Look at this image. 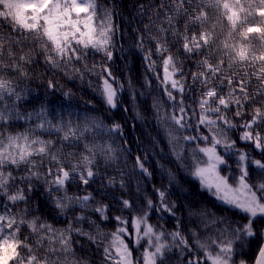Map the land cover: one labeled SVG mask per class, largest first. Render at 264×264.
<instances>
[{"label":"snow or ice","instance_id":"1","mask_svg":"<svg viewBox=\"0 0 264 264\" xmlns=\"http://www.w3.org/2000/svg\"><path fill=\"white\" fill-rule=\"evenodd\" d=\"M138 7L143 11L145 5ZM148 7L156 9L153 14L157 20L163 13V22L157 24L150 19L149 24L144 25L143 35L137 29L136 46L169 102L167 109L160 100L152 104L156 126L176 167L241 219L215 217L208 220V215L214 214L206 210L201 213L205 227L217 223L224 227L214 228L215 234L204 239L193 231L194 242L189 243L178 227L166 233L149 223V214L157 206L160 211L175 215L174 202L170 205L166 191L155 186L158 201L154 204L153 200H146L142 214L132 219L134 233L128 232L129 221L119 215L111 217L117 222L116 231L104 233L93 221L96 228L93 233L71 222L64 228H55L39 215L29 219L27 207L13 212L12 207L19 203L28 204V194L33 191L35 180L42 182L44 199L49 200L61 215L79 206L81 214L74 217L77 224L87 219L83 212L89 209L99 214L102 221L109 220L108 204L100 203L86 190L84 195L70 194L68 185L73 180L83 186L95 182L98 172L94 168L99 167L97 155L105 162L115 163L120 158L117 153L123 155L127 146L124 125L119 122L107 125L99 117L86 116L81 122L61 118L54 123L48 119L45 104L32 113L21 112L19 102L25 98L27 90L7 74L14 73L24 80L29 78L26 66L34 62L36 53L32 50L24 52L25 47L29 44L37 46L45 63L50 68L64 71L65 75L69 74L65 70L81 79L85 73L96 75L100 83L93 90L109 112L117 109L127 112L128 108L120 100L124 84L107 64L114 60L115 38L119 35L113 9L100 5L98 0H0V264H88L86 260L76 258L74 234L98 248L102 246L101 241L110 236L107 245L103 246L105 264H140L133 260L125 235L134 236L137 245L141 240L146 242L143 264H163L166 252L172 247L180 248L182 254L189 253L186 264H246L245 260L239 259V254L246 243L257 239L260 243L254 264H264V227L261 226L264 225V131H261L264 129V99L257 102L259 106L252 107L250 119L239 125L243 129L240 141L250 144L261 159L236 146L228 133L236 129L237 124L227 115L229 110H234L235 117H243L245 104L251 106L257 96L264 97V0H162L161 4ZM181 16L185 18L183 31L175 23ZM222 25H227V32L223 31ZM5 27L11 31L5 33ZM190 27L199 28V31L189 35ZM169 36L174 42L180 41L179 47L189 57L193 53L200 56L195 61L198 70L191 73L192 83L204 89L196 101V108L185 103L187 77L183 61L169 48ZM146 41L153 42L155 48H146ZM89 50L102 54L106 63L89 66L86 62ZM154 53L160 60L162 74L156 72ZM210 57L216 59L215 64L210 62ZM74 62H79L81 67H75ZM233 66L251 71L229 75ZM252 78L261 87L250 95L248 86ZM89 85L91 87V82ZM47 87L54 90L57 85L49 80ZM219 87H227L228 92L220 94ZM61 95L70 99L73 94L68 90ZM129 95L134 102L135 92L131 88ZM85 103L94 107L90 100ZM133 108L136 119L143 121L135 103ZM33 117L39 122L32 128L14 134L5 130L9 121H31ZM37 129L55 132L61 142L79 143L87 133L93 143L85 144L84 153H64L62 149L53 150L56 141L35 135ZM98 134L101 137L107 135L109 139L96 143ZM113 136L123 140L124 145H117L111 139ZM150 141L159 148L155 137L150 136ZM149 155L155 157L156 152L150 148L137 154L133 168L151 178L153 173L146 167ZM61 156L66 159L62 160ZM233 157L235 170L229 162ZM45 159L53 162L55 167H48L42 173L38 169L44 166ZM157 166L169 184L174 183L175 173L159 161ZM250 169L251 175L257 177L254 183L250 182ZM16 170H22L24 174L15 175ZM120 175L119 180L108 177L102 181L100 191L105 184H119L123 189V173ZM120 203L123 209L133 208V201L128 199L121 198ZM22 228L30 231L33 243L29 242L28 235L21 238Z\"/></svg>","mask_w":264,"mask_h":264},{"label":"trees","instance_id":"2","mask_svg":"<svg viewBox=\"0 0 264 264\" xmlns=\"http://www.w3.org/2000/svg\"><path fill=\"white\" fill-rule=\"evenodd\" d=\"M162 0H98L100 5L113 9L114 22L119 25V35L115 38L116 48L114 49V60L107 62L108 66L112 69L113 75L119 78L120 82L124 84V91L120 95V100L124 106L128 108L127 112L123 109H117L109 112L98 96L94 92L95 85L100 81L96 75H89L85 73L83 79L78 75L72 74L70 70L69 74L65 75L64 71L50 68L45 63L43 55L40 54L39 49L34 44H29L24 48V52L32 50L36 53L34 62L31 65H27L26 68L29 72V78L24 80L21 77L16 76L14 73H8L7 75L14 79L21 88L26 89L25 98L19 102V110L23 113H32L35 109L45 104L48 108V119L54 123L58 119H71L73 122H81L86 116L99 117L107 125H111L114 121L124 125V135L127 137L126 149L115 163L105 162L102 157L97 155L96 163L99 167L94 168L98 172L96 181L90 183L87 186L80 185L76 180H73L68 185L70 194L84 195L85 190L92 192L96 197V200L100 203L109 205V217L107 221H102L99 214L93 213L90 209L84 210L83 214L87 217L85 221L77 224L74 217L81 214L79 206L70 208L66 213L61 215L58 210L52 207L49 200H45L43 193L44 188L41 181H33V191L29 193L28 204L19 203L17 206L12 207V211L16 212L19 209L25 207L28 208V218L31 219L34 216H41L45 221L51 223L55 228H64L68 223H72L76 227H82L85 231L95 233L96 228L92 222L99 226V229L104 233H111L116 231L117 222L111 217L119 215L126 218L129 223L127 225L128 232L134 233L132 226V219L141 215V209L145 207L146 200H153L154 204L157 203L158 197L154 190L155 188H162L166 191V199L171 205L174 202L173 212L175 215L166 211L162 212L159 207L149 214V223L164 230L166 233L172 232L179 228L181 233L188 237L189 243L194 242L192 232L195 231L201 239H204L207 235H214V228H221L224 225L217 223L216 225H208L205 227V220L202 218L201 213L207 212L214 214L208 215L207 219L211 220L215 217H225L229 220L241 219L237 217L234 211H228L215 200L207 191L200 188L199 184L187 175L185 171L176 167L173 158L169 154L168 145L162 138L160 130L156 126L155 118L152 111V104L156 100L163 102L165 109L169 107V102L166 100L162 93V90L158 86V81L154 77L152 71L145 66L143 59V53L136 46L137 37L136 30L138 29L143 35L145 33L144 25L149 24V20L156 21L157 24L163 22V13L160 14L159 20L153 14L156 9L148 7L150 5H159ZM139 5H145L143 11L139 9ZM167 10V9H166ZM212 16V13H209ZM185 18L183 16L177 18L175 21L177 28L183 31L182 24ZM207 27V26H205ZM223 31L227 32V25H222ZM220 28H218V31ZM5 33L11 30L5 27ZM199 28L190 27L189 35L193 32H198ZM152 34L155 35V29H152ZM223 39V37H221ZM254 45H258L257 41H253ZM180 41H172L169 36V48L175 56H178L183 61V67L185 76L187 77V83L185 84V103L190 104L193 108H196V101L204 91L202 86L193 84L191 81V73L196 72L198 69L195 65V61L200 59L195 53L185 54L179 47ZM146 48H155V44L151 41L145 42ZM210 62L215 64L216 59L210 57ZM153 60L157 61L156 72L162 74V68L160 66L159 58L153 54ZM7 62V61H6ZM86 62L89 66L93 64L101 65L106 63L104 57L100 53H94L89 50L86 57ZM75 67H81L79 62H74ZM227 67V64L225 65ZM243 71H251L249 68L242 69L239 66H233L228 71V74L233 73L243 75ZM53 81L57 88L50 90L47 87L48 81ZM149 81L150 84H146L145 81ZM129 81L131 82L129 84ZM91 82V87L89 85ZM216 81H213L215 84ZM261 87L259 82L255 79H251V83L248 86V92L251 95L255 89ZM135 92V101L129 95V89ZM190 89V91H189ZM71 90L72 96L70 99H65L61 94L65 91ZM217 91L220 94H226L228 92L227 87H219ZM264 97L257 96L252 102L251 106L245 104L243 117H235L234 110H229L227 115L236 124L237 128L229 131L228 135L231 139L236 141V146L240 149L251 152L252 156L257 159H261L260 154L252 148L248 143L242 142L239 139L242 128L239 127L242 121L250 119V113L252 107L259 106L257 103ZM92 101L94 107L87 105L86 101ZM135 103L136 110H138L142 116L143 121L136 119V113L133 108ZM39 120L33 117L31 121L26 120H13L5 126V130L11 133L23 132L29 128L35 126ZM135 125V128L132 127ZM203 131V129H201ZM264 131V129H261ZM35 135L40 136L43 139L54 140L57 143L53 146V150L62 149L64 153H84L85 144L91 145L93 139L91 135L85 134V137L81 142L76 143L72 141L61 142L60 136L55 132H48L37 129ZM150 136L155 137L159 141V148L156 149L150 141ZM139 139H136V138ZM109 139L107 135L101 137L97 135L96 143H103L104 140ZM117 145H124V141L119 137L113 136L111 138ZM193 147L195 145H192ZM187 147L185 148V155H187ZM152 148L156 155L153 157L149 155L146 167L152 171L151 178L141 174L138 169H134L135 156L141 152H146ZM130 149V151L128 150ZM223 154V153H222ZM228 158V157H226ZM37 160L40 158L37 157ZM61 159H66L65 156H61ZM78 159V156L74 158ZM157 161L160 164L165 165L166 168L172 170L175 173V181L171 185L168 178L158 168ZM229 162L235 170V158H231ZM24 166H22L23 168ZM48 167H55L53 162L44 160V166L39 167V171L44 173ZM65 167H68L65 164ZM121 172L123 173V180L125 187L122 189L119 184L114 186L103 185V191H100L102 187V181L108 177H114L117 180L121 178ZM252 169H250V175ZM15 175H23L22 170H16ZM257 177L251 175L250 182H255ZM230 180L232 181L231 177ZM128 199L133 201V208L131 210L123 209L120 203V199ZM96 205L93 204V207ZM264 227V225H261ZM25 235L29 236V242L33 243V238L30 231L27 228H22L21 238ZM111 237H106L101 241V247L91 244L85 238L73 235V247L76 252L77 259H83L88 264H105L103 255V246H106ZM125 242L128 244L132 251V258L134 261L142 262V254L145 251L147 244L144 240L140 241L137 245L134 243V236H124ZM170 242V241H169ZM47 243V242H45ZM260 241H252L246 243L242 252L239 254V259L246 261V264H253L259 247ZM189 255L187 251L183 254L178 247H172L170 251L166 252L163 264H186V257ZM236 259V257H234Z\"/></svg>","mask_w":264,"mask_h":264},{"label":"rangeland","instance_id":"3","mask_svg":"<svg viewBox=\"0 0 264 264\" xmlns=\"http://www.w3.org/2000/svg\"><path fill=\"white\" fill-rule=\"evenodd\" d=\"M222 171H223V170H222ZM230 182H232V181L230 180ZM140 264H143V261H142Z\"/></svg>","mask_w":264,"mask_h":264},{"label":"water","instance_id":"4","mask_svg":"<svg viewBox=\"0 0 264 264\" xmlns=\"http://www.w3.org/2000/svg\"><path fill=\"white\" fill-rule=\"evenodd\" d=\"M254 264V263H253Z\"/></svg>","mask_w":264,"mask_h":264}]
</instances>
